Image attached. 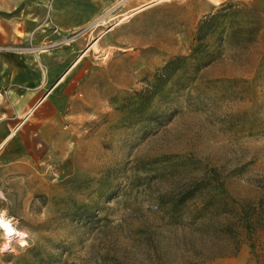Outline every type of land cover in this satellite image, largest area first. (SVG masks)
Segmentation results:
<instances>
[{"label": "rangeland", "instance_id": "1", "mask_svg": "<svg viewBox=\"0 0 264 264\" xmlns=\"http://www.w3.org/2000/svg\"><path fill=\"white\" fill-rule=\"evenodd\" d=\"M31 1L0 6V49L40 66L44 97L3 147L0 264H256L237 213L264 254V0H113L51 22ZM208 16L201 53L146 99Z\"/></svg>", "mask_w": 264, "mask_h": 264}, {"label": "crops", "instance_id": "2", "mask_svg": "<svg viewBox=\"0 0 264 264\" xmlns=\"http://www.w3.org/2000/svg\"><path fill=\"white\" fill-rule=\"evenodd\" d=\"M4 1L0 0V6H3ZM85 1L88 4H81ZM112 2L113 0H32L29 8L43 10V13L35 15L34 18H45L50 22L52 19H57V13L62 14V12L74 10L64 16V19L71 21L70 17H77V13L89 18V15L94 14V10L106 8ZM21 57L19 53L0 49V160L4 159V154L7 153L3 147L8 138L18 135L20 127L18 122L25 110V105L34 111L44 98H41L40 66H36L34 60L26 61V63L20 59ZM19 89H26V91L19 92ZM9 92L11 96L7 95ZM10 106L12 107L11 113L9 112ZM17 165L18 162H12L4 163L0 167L14 171Z\"/></svg>", "mask_w": 264, "mask_h": 264}, {"label": "trees", "instance_id": "3", "mask_svg": "<svg viewBox=\"0 0 264 264\" xmlns=\"http://www.w3.org/2000/svg\"><path fill=\"white\" fill-rule=\"evenodd\" d=\"M213 17L212 16H208L204 21H201L200 24L198 25L197 29H196V35L194 37V43H196V47L192 49V52L190 55L188 56H181V57H175L171 60H169L161 69H159L157 71V77L156 80L154 81V86H151V89L148 91V94H146L145 98L147 99V96L151 97L156 95L159 91H158V87H156L158 84H164L166 81L170 80V76H172V74L174 73V71L176 70V68L178 67L179 64L181 63H185L187 60L190 59H196L194 56L195 53H201L202 50L201 47H203V43L202 41L204 40L205 36L207 35L211 23H212ZM185 201H187L186 199H182L181 203H184ZM238 220L240 221L241 225H240V229L243 230V232L246 235V238L249 241V246L250 249L252 251V253L254 254V256L256 257V264H264V254L260 255V254H256V243L254 241L253 236L257 235L256 230H253L252 226H251V222L250 219L246 216V213L244 212V210L242 208H238Z\"/></svg>", "mask_w": 264, "mask_h": 264}, {"label": "bare ground", "instance_id": "4", "mask_svg": "<svg viewBox=\"0 0 264 264\" xmlns=\"http://www.w3.org/2000/svg\"><path fill=\"white\" fill-rule=\"evenodd\" d=\"M0 223L3 225V230L5 232H8V224L7 223H4V221L2 219H0ZM9 233H7L8 235Z\"/></svg>", "mask_w": 264, "mask_h": 264}]
</instances>
